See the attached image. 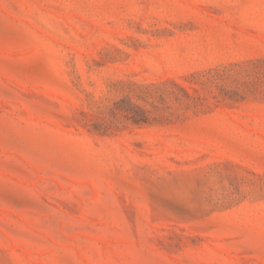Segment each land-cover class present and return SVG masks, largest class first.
<instances>
[{"label":"rangeland","instance_id":"obj_1","mask_svg":"<svg viewBox=\"0 0 264 264\" xmlns=\"http://www.w3.org/2000/svg\"><path fill=\"white\" fill-rule=\"evenodd\" d=\"M0 264H264V0H0Z\"/></svg>","mask_w":264,"mask_h":264}]
</instances>
